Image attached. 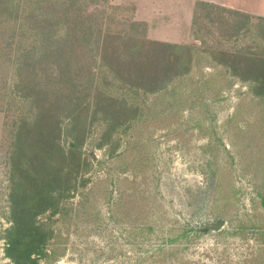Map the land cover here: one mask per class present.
Returning <instances> with one entry per match:
<instances>
[{
  "label": "rangeland",
  "instance_id": "obj_1",
  "mask_svg": "<svg viewBox=\"0 0 264 264\" xmlns=\"http://www.w3.org/2000/svg\"><path fill=\"white\" fill-rule=\"evenodd\" d=\"M72 4L105 40L166 44L127 79L93 56L96 42L43 59L46 29L63 37ZM258 12L264 0H0V264H264ZM51 97L59 143L39 145L56 166L38 170L30 138L38 185L23 187L17 136Z\"/></svg>",
  "mask_w": 264,
  "mask_h": 264
},
{
  "label": "trees",
  "instance_id": "obj_2",
  "mask_svg": "<svg viewBox=\"0 0 264 264\" xmlns=\"http://www.w3.org/2000/svg\"><path fill=\"white\" fill-rule=\"evenodd\" d=\"M69 13L66 17L71 19L73 24L72 28L65 32V35L59 39H55L54 34L46 29L44 33V43L48 44V48L43 52V59L46 60H56L63 61L64 59L68 58L67 50L70 49L75 52L82 51L85 47H89L91 50V45L96 42L98 47L95 49L94 57L100 56L101 60H105V62L110 66L108 61L112 62L116 69V72H119V75L123 79H127L128 73L130 77L136 73H143L145 70L148 69V60H147V51L149 52L157 45H164L166 43L152 41V40H140L131 38V42L129 43V39L126 36H118V35H108L107 39L103 37V32L101 30V24L97 21V16H88L84 14L82 8L79 7L77 4H72L71 8L66 9ZM91 36L94 38L93 42L90 43ZM90 43V44H89ZM169 45V44H167ZM139 52L140 55H143L142 59H136V53ZM158 52V51H157ZM45 53V54H44ZM98 53H100L98 55ZM42 55V54H41ZM40 55V56H41ZM33 53L31 54L30 51L24 54V61H23V68H28L29 64H31V60L33 59ZM157 60L159 61V56H157ZM146 66V67H145ZM115 71L114 69H112ZM51 100L41 103L39 105V109L41 113L35 119V125L31 127H22L19 134H18V141L15 143V151L13 155V164L14 170L13 172L21 177L22 186L26 187L25 185L35 184L38 185V179H32L31 173H28V170L25 169V165L29 162L30 153L29 150L31 149L29 145L31 142L29 141L30 138L35 139L34 142L37 145L34 151L35 160H37L40 164L38 170L40 169H53L56 165L57 158L48 154L50 150L41 151V144L48 143V144H57L59 143V137H57V133L55 130H59L58 125L56 124L54 128L50 127V121H53V109L56 108L55 102ZM57 100V99H56ZM70 105L69 102L64 101L61 108L62 110H67L68 106ZM49 115L50 120H46L45 116ZM48 119V118H47ZM56 119V116L54 117ZM38 131L39 132V140L32 134L31 131ZM79 149V145L76 143H72L70 145V152L73 155H78L79 153L77 150ZM63 152V151H62ZM63 156L67 158L68 151L63 152ZM30 177V178H28ZM24 181L25 185H24ZM14 258V257H13ZM15 259V263H16ZM19 264V263H16Z\"/></svg>",
  "mask_w": 264,
  "mask_h": 264
},
{
  "label": "water",
  "instance_id": "obj_3",
  "mask_svg": "<svg viewBox=\"0 0 264 264\" xmlns=\"http://www.w3.org/2000/svg\"><path fill=\"white\" fill-rule=\"evenodd\" d=\"M221 225H222V223H219V224H211V225H209V227H211V228H219Z\"/></svg>",
  "mask_w": 264,
  "mask_h": 264
},
{
  "label": "crops",
  "instance_id": "obj_4",
  "mask_svg": "<svg viewBox=\"0 0 264 264\" xmlns=\"http://www.w3.org/2000/svg\"><path fill=\"white\" fill-rule=\"evenodd\" d=\"M259 16H264V13L262 14L261 12H258Z\"/></svg>",
  "mask_w": 264,
  "mask_h": 264
}]
</instances>
